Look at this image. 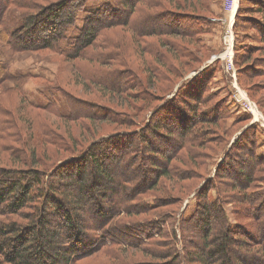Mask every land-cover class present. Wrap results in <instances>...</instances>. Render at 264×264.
<instances>
[{
  "label": "rangeland",
  "instance_id": "1",
  "mask_svg": "<svg viewBox=\"0 0 264 264\" xmlns=\"http://www.w3.org/2000/svg\"><path fill=\"white\" fill-rule=\"evenodd\" d=\"M64 1L68 0H18L19 4L16 1L9 5L4 15L6 23L0 25V64L11 75L25 76L22 93L27 100L25 103L19 102L11 82L0 85V104L5 108H0V111L9 113L8 119L15 124L16 132L7 139L0 136V170L39 168L46 171L79 154H91L97 142L103 138L109 142L110 138L118 137L116 142L120 149L117 150L124 151L121 143L126 145L128 139L122 137L133 135L137 141L139 134H143L148 149L145 146L139 148L138 142H134L135 148L133 144V148L128 147L131 152L124 153L125 159L122 160L123 153H120V163L112 162L116 175L134 180L135 187H128L130 197L135 198L136 190L140 194L136 195L138 198L135 202L132 199L131 203L124 205L117 221L123 224L130 236L134 235L131 230L134 228L144 242L149 238L166 247L144 251L145 247H110L106 243L107 247L87 253L74 264L156 263L157 259L145 253L155 250L167 253L171 247L180 264H188L185 254L196 246L198 239L191 242L185 233L182 238L181 232L182 227L188 224V234H192L190 218L198 213V206L203 200L198 193L207 189L213 181L217 185L218 182H229L234 186L231 192H238L239 186L245 185V182L233 177L232 173L241 169L248 175L252 170L251 163L243 157L247 156L248 151L252 152L250 144L255 143L256 154L264 158V32L257 28L258 24L264 23V14L251 12L253 23L241 17L249 15L250 11L244 0H237L240 10L232 16L226 8V0H144L136 3L135 15L141 9L144 13L147 10L145 14L151 16L168 12L205 19L199 22L198 27L185 25L180 29L182 34L175 36L145 34L141 37L144 20H138L141 16L138 15L134 28L118 25L101 33L95 45L86 49L93 61L89 58L66 60L61 52L45 49L43 45H38L40 43L33 51L14 52L10 48L6 39L20 24L21 12L32 14L35 9L49 8ZM75 2L77 0H72V3ZM107 2L111 0H79L77 3L82 7L76 14L73 27L78 28L89 10ZM164 18L169 20L168 17ZM146 24L152 27L161 26L162 23L150 21ZM194 30L196 37L194 34L190 37L189 32ZM227 31L231 32V56L235 58L231 61V68L225 58L230 50L226 49L230 42L226 37ZM103 38L108 44H103ZM115 72L119 74L113 75ZM195 76L204 79L206 90L211 94L209 101L199 107L195 105L197 101L193 97L181 96L174 101L178 88ZM58 87L65 91L67 98L80 105L76 107V113L82 115L80 118L62 119L68 115L67 102ZM50 89L56 90L49 95L55 100L57 108L61 109L59 115L44 111ZM28 102L39 109L29 107ZM168 102L173 103L171 108L162 110ZM194 106L201 117L206 116L214 123L195 125L205 135L200 141H192L194 134L189 136L191 143L181 142L182 133L194 121ZM85 107L88 109L86 113L82 112ZM169 114L179 115L177 120L187 118L181 124L186 129L181 131L179 126L175 130L164 122L161 124L165 127L157 131L158 137L152 126L161 117L168 118ZM177 122L175 120L173 124L179 125ZM111 140L113 143L114 140ZM111 155L116 160L115 152ZM229 156L231 162L226 159ZM128 161L131 162L128 164ZM33 162L34 166L31 167ZM124 165L129 167L125 169ZM226 166L229 171L224 179L219 177L221 173L218 169ZM162 172L167 175L161 176ZM255 191L264 193V181L256 183ZM94 196L93 191L88 200L93 210L96 205L92 198ZM259 204H255L258 209L249 212L252 217L244 216V205L237 203L226 204L222 209L229 221L243 227L241 233L256 236L255 224L262 218L264 221V203ZM10 218L19 220L16 216ZM56 221L58 225L63 223L61 217ZM215 222H218L216 214H211L213 236L216 235ZM242 236L245 235L239 238L242 239Z\"/></svg>",
  "mask_w": 264,
  "mask_h": 264
},
{
  "label": "trees",
  "instance_id": "2",
  "mask_svg": "<svg viewBox=\"0 0 264 264\" xmlns=\"http://www.w3.org/2000/svg\"><path fill=\"white\" fill-rule=\"evenodd\" d=\"M16 1L19 4L18 0L13 2H10V0L0 1V25L6 23L4 15L9 5L16 3ZM113 1L115 7H113ZM113 1L111 0V2L101 4L98 8L89 10L88 15L83 18L78 28H74L73 25L76 14L81 11L82 5L77 2L72 3V0L60 2L58 5L49 8L41 7L38 8V11L35 9L32 14L21 12L20 24L8 34L6 42L14 52L33 51L36 46L43 45L45 49L61 52L66 60L89 58L93 61L92 56L87 54L86 49L95 45L99 36H102L101 33L118 25L134 28V21L138 15H141L138 20H144L142 22L144 24V34H140L141 37H144L145 34L149 36L153 34L175 36L182 34L180 29L184 28L185 25L190 26L189 28L198 27L199 22L205 19L197 16L195 18L188 14L168 12L151 16L152 14H145L148 13L147 10L144 13L141 9L137 10L138 14L135 15L136 3L144 2V0ZM244 1L248 3L250 11L249 15L241 17L247 21L253 23L254 18L250 15L253 11L264 14V0ZM19 8L28 9L29 7L20 6ZM30 9H34V7ZM236 10L237 12L235 11L234 15L239 13V1ZM164 17H168L169 20H165ZM234 19L235 17L233 18V28L235 27ZM150 21H161L162 24L161 26H147L146 23ZM257 28L264 32V23L258 24ZM189 33L186 32L190 37L193 34L196 37L195 30ZM101 41L103 44H108L105 38ZM233 60L235 58H231V61ZM118 74L115 72L113 75L117 76ZM4 82L13 84V90L17 93L19 102H27L22 93L25 76L11 75L0 64V85ZM181 86L177 90L174 101L181 96L193 97L194 101H197L195 105L199 107L211 98V94L206 90V83L203 78L195 76L191 81ZM53 90H48L47 95L51 94ZM58 91L67 102L66 111H68V115L62 119H73L75 116L77 119L80 118L79 116L82 115L76 113V107L80 105L67 98L61 87H58ZM47 100L45 106L47 109L44 111L52 113V115H59L61 109L57 108L55 100L53 101L50 95ZM249 101L251 102L250 99ZM172 105L173 103L168 102L166 106L162 107V110L166 107L169 109ZM28 106L39 109V107L33 106L32 102ZM195 107L194 121L192 120V124L187 129L182 127L183 125L181 126L187 118L177 120L179 115L182 114L180 111L177 116L169 114L168 118L161 117L162 119L152 126L153 130L155 133L162 130L165 126L162 127L161 123L167 122V126L172 125L175 130L179 126L181 131L186 129L180 137L181 142L200 141L205 135L201 128H195V125L214 123V120L209 121L210 119H206V116L201 117L198 108ZM0 108L4 107L0 104ZM87 110L86 108L82 112L86 113ZM8 116L7 111H0V136L3 139H7L16 133L14 131L15 124L8 119ZM175 120L178 121L179 125L173 124ZM168 132L172 135L170 130ZM192 132L193 134H191ZM157 133L156 135L160 137ZM190 135H194L192 141L189 140ZM117 138H110L109 142L106 138H103L104 140L95 143L96 145L91 154L87 152L79 154L57 167L54 165L48 168L46 171L39 168L26 171L0 170V264H74L87 253L96 251L101 247H107L106 243L110 247H122L123 245L132 249L136 247L144 249L145 247L144 251L148 248L166 247V245L157 244L156 241L148 240L149 238H147V242H144V239L140 237L139 232H136L134 228H131L134 235L130 236L126 233L123 224L117 221L121 209L126 203H131L133 199V196L130 197L129 188L135 186L134 180L132 181L131 178L116 175V171L112 167L114 163L112 162L120 163V153H123L122 160L125 159L124 153L131 152L129 146L135 148L134 142H138L137 147L143 148L145 146L144 148L148 149L143 134H139L137 141L133 139V135L122 137L125 140L128 139L126 145L121 143L122 147L125 148L124 151L117 150L120 149L116 142V140L118 141ZM111 139L114 140L113 143ZM185 143L183 144L185 145ZM250 145L252 152L248 151V157L239 153L237 155L246 157L245 159L251 163L252 170L248 172V175H245L244 172L246 171L241 169H238L236 173H232L233 177L241 178L245 182V185L239 186V193L231 192L234 186L225 181L219 183V178L218 185L214 184L215 181H213L207 189L198 193L203 200L201 205L198 206V213L195 216L193 215L192 219L190 218V228L193 229L190 233L192 234H188V230H190L188 224L182 227L181 232V237L185 233L190 237L191 240L189 241L191 242L198 239L196 246H192L191 251L185 254V261L187 260L188 264H264V262H261V260H264L263 218L258 219L259 221L255 224L258 235L241 233L240 231L244 230L243 227L239 223L229 221L225 210L222 209L226 204L237 203L239 206L244 205L243 210L245 211H242L244 216L252 217L249 212L252 209H258V206L261 205L260 202L264 203V193L255 191L256 183L264 181V158L256 154L255 143ZM125 150L127 151L125 152ZM113 152L116 154L117 161L112 159L111 153ZM226 159L231 162V156L226 157ZM130 162L128 161V164ZM225 162L226 160L223 163ZM30 166L33 167L34 162ZM125 167L129 166L124 165L123 168ZM228 167L218 169V172L221 173L219 177H224V179L228 177L227 174L225 175L229 171ZM146 174L148 175V173ZM166 175V172L161 174L164 177ZM93 191L96 195L92 197L96 203L95 210L90 209L88 205V200L91 198ZM121 194L123 195L122 198L120 197ZM136 195H140L137 190L133 199L134 202L136 201ZM210 196L214 199L209 198ZM255 204L258 206H255ZM136 206H139V204ZM125 211L127 212L128 209ZM211 214H216V221L218 220V222H215V236H213L214 231L210 225ZM13 216L18 217L19 220L10 218ZM127 216L130 215L127 214ZM60 217L63 223L58 225L56 219ZM253 220L256 222L254 218ZM54 227L59 230L54 229ZM60 231L65 233L64 236L60 235ZM242 234L245 236L240 239L239 237ZM145 254L148 257L157 259L158 262L137 264L181 263L172 247L167 253L155 250Z\"/></svg>",
  "mask_w": 264,
  "mask_h": 264
},
{
  "label": "built area",
  "instance_id": "3",
  "mask_svg": "<svg viewBox=\"0 0 264 264\" xmlns=\"http://www.w3.org/2000/svg\"><path fill=\"white\" fill-rule=\"evenodd\" d=\"M226 4H228L226 6V8L230 10L229 11L230 12V15H233L234 12H235V8L237 6V0H226ZM226 37L229 38V41H230L229 42V46H227L226 49H230V44H232V39H231L232 36H231V32L230 31H227ZM225 58H227V64H228L229 68H231V58H232V56L229 55V54H227V55H225ZM249 103H251V102H249ZM248 107H250V106H248Z\"/></svg>",
  "mask_w": 264,
  "mask_h": 264
},
{
  "label": "bare ground",
  "instance_id": "4",
  "mask_svg": "<svg viewBox=\"0 0 264 264\" xmlns=\"http://www.w3.org/2000/svg\"><path fill=\"white\" fill-rule=\"evenodd\" d=\"M231 16H232V15H231ZM227 50H229V49H227ZM231 54H232V50L230 49V50H229V55H231Z\"/></svg>",
  "mask_w": 264,
  "mask_h": 264
}]
</instances>
